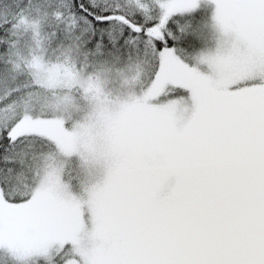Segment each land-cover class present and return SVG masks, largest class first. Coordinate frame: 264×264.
Returning <instances> with one entry per match:
<instances>
[{"label":"snow or ice","instance_id":"obj_1","mask_svg":"<svg viewBox=\"0 0 264 264\" xmlns=\"http://www.w3.org/2000/svg\"><path fill=\"white\" fill-rule=\"evenodd\" d=\"M0 264H264V0H0Z\"/></svg>","mask_w":264,"mask_h":264}]
</instances>
